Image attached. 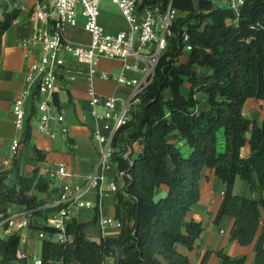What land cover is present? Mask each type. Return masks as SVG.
<instances>
[{"label": "trees", "instance_id": "obj_1", "mask_svg": "<svg viewBox=\"0 0 264 264\" xmlns=\"http://www.w3.org/2000/svg\"><path fill=\"white\" fill-rule=\"evenodd\" d=\"M169 3L180 16L171 25L172 35L166 38L152 79L138 94L135 106L141 113L132 108L130 120L119 130H127V139L139 141L142 151L131 162L115 156L118 171L129 174L122 176L123 184L114 192L118 233L94 240L85 232L86 223L70 216L62 242L42 241L41 264H104L109 257L114 264H193L178 245L192 250L202 232V222L186 214L200 198L206 167L225 185L214 222L224 215L233 217L230 239L241 245L255 237L264 207V116L258 123L242 108L248 98L264 100V0H245L239 15L211 0H141V5L161 11ZM18 14L13 8L0 18V53L2 36ZM184 33L191 48L182 61ZM31 115L24 142L30 139ZM245 145L248 154L242 156ZM35 152L41 160V151ZM5 178L0 170V219L12 206L46 217L69 205L46 206V199L35 195L52 190L37 168L30 176L17 173L18 185H6ZM236 178L252 191L259 184L261 198L235 194ZM161 184L168 187L167 193L154 199ZM29 226L59 231L47 224ZM19 242L18 232L0 237V264L23 261L17 257ZM216 253L220 264H246L245 257L233 258L223 249ZM252 264H264V233Z\"/></svg>", "mask_w": 264, "mask_h": 264}, {"label": "crops", "instance_id": "obj_2", "mask_svg": "<svg viewBox=\"0 0 264 264\" xmlns=\"http://www.w3.org/2000/svg\"><path fill=\"white\" fill-rule=\"evenodd\" d=\"M33 2L34 0H0V18L8 11L10 5L12 9L19 10L17 18L2 36L0 53V170L6 172L4 183L8 186L18 185L17 173L21 176H30L35 168L38 174L45 177L49 169L63 164L66 176L61 181L51 183L50 192H35V195L46 199V206H54L52 204L58 201L62 194L61 184L79 185L82 187L79 199L63 209L65 211L63 216L67 219L72 216L86 223L85 232L94 240H99L103 236H114L118 233V224L115 219L114 192L108 188V182L114 180L119 183V178L122 176L118 174L117 164L104 173L105 178L99 188L86 186L87 180L98 167V143L92 136V130L98 129L102 134H107L113 121L103 117L106 109L101 103L90 104L87 91L91 87L101 97L118 99L117 109L120 108L122 103L129 99L132 90L131 87L115 81L121 73L123 61L102 57L96 63L94 73L90 74V65L78 64L71 55L67 54L63 74L66 89L64 93L58 95V98L59 107L64 111L68 133L53 140L39 133L30 121V139L24 142V131L28 120L23 128L19 129L15 126L11 102L24 87L25 74L35 59L36 49L29 42L24 43L38 26L30 16ZM99 23L109 31L127 28L119 10L113 14H100ZM64 35L68 40L78 43H87L89 40L84 25H68L64 28ZM125 61L129 64L135 62L132 57H128ZM124 74L127 78L143 77L140 70L129 69ZM132 108L141 113V108L138 106ZM242 112L260 123L264 116V100L248 98ZM127 132L121 130L115 134L113 141L115 155L117 153L132 161L142 151V145L139 141H129ZM13 145H15L14 149ZM35 148L43 154L41 160L36 158ZM220 150H223L222 139ZM241 154L242 156L248 154V145L241 149ZM224 189V183L214 174L213 169L206 167L202 170L200 198L186 214L187 218L202 222V232L192 250L189 251L178 245V250L185 253L193 264H201L204 258L203 264H220V258L216 253L220 249L233 258L245 257L246 264H252L254 261L257 242L264 233V207H260L261 221L253 241L248 245H241L236 240L230 239L233 217L224 215L218 223L214 222ZM167 190L168 187L161 184L155 189L154 199L164 197ZM233 192L256 200L262 196L259 184L252 191L248 183L239 178L235 179ZM80 202L82 205L79 204ZM11 214L15 215L17 224L23 220L28 221L27 226L14 232L20 235L17 257L23 261L18 263L31 264L34 258H41L43 240H57L56 233L52 232L43 231V236L40 237L38 234L41 230L29 224L33 222L50 225L48 220L63 216L59 212H50L46 217L33 216L23 206H12L8 210V215ZM101 219H108L109 224L102 225ZM3 220L0 219V237L6 238L10 234L4 232V227L1 225ZM105 264H114L113 258L109 257Z\"/></svg>", "mask_w": 264, "mask_h": 264}, {"label": "built area", "instance_id": "obj_3", "mask_svg": "<svg viewBox=\"0 0 264 264\" xmlns=\"http://www.w3.org/2000/svg\"><path fill=\"white\" fill-rule=\"evenodd\" d=\"M116 4L120 15L127 24V28L109 31L99 23L100 0H34L31 10V19L38 26L28 41L35 49V59L29 66L24 77V87L13 98L11 112L17 128H23L31 113L30 121L34 128L50 139H57L68 133L64 111L59 107L58 95L65 92L66 85L63 80L66 55H71L78 64L90 65V74L94 73L96 63L100 58L118 59L123 61L121 73L115 78L118 84L131 87V95L117 109L118 99L114 97H101L91 87L87 94L90 104L101 103L106 109L103 117L113 121L109 132L102 134L98 129L92 130V136L97 141L98 167L86 182L87 187H100L105 178V172L117 164L115 159L114 136L128 123L132 107L139 102L138 94L152 79L154 68L161 51L166 46V38L172 35L171 25L180 16L170 3L164 11L157 6L141 5V0H111ZM219 2L221 8H227L239 15V8L245 0H211ZM85 18L84 30L89 36L87 43H78L68 40L64 35L66 26L76 25V8ZM237 23L235 22V25ZM183 51H189L191 46L187 43L184 33ZM128 57L134 63L125 61ZM140 70L141 79L127 78V70ZM57 96V97H56ZM56 98L58 102L56 103ZM33 109V110H32ZM15 148V145L12 146ZM131 162V161H129ZM63 164L49 169L45 178L51 183L61 181L66 176ZM119 176H127L125 171H118ZM108 188L116 191L114 180L108 182ZM61 196L52 205L68 203L69 205L79 199L82 187L63 183L60 185ZM82 205V203H79ZM62 216L65 211L59 212ZM68 219L59 217L48 220L56 232V240H64L63 230ZM54 221V223L52 222ZM102 225L109 224L108 219H101ZM6 234L28 225L27 220L19 224L15 222V215H8L1 224ZM43 236V231L38 234ZM41 258L36 257L31 264H41ZM12 264H19L18 261ZM105 264V263H104Z\"/></svg>", "mask_w": 264, "mask_h": 264}, {"label": "rangeland", "instance_id": "obj_4", "mask_svg": "<svg viewBox=\"0 0 264 264\" xmlns=\"http://www.w3.org/2000/svg\"><path fill=\"white\" fill-rule=\"evenodd\" d=\"M214 5L220 7L219 6L220 5L219 2H214ZM11 9H12V7L10 5L9 8H8V11H11ZM99 10H100V14H102V13L113 14V13L118 12V8H117L116 4H114L111 0H100V2H99ZM75 20H76L77 26H83L84 23H85V18L81 17V15L79 14V6H77V8H76ZM187 53H188L187 51H183V53H182V55L180 56L179 59L182 60V61L186 60ZM186 89H187V87L185 86L183 88V91L186 92ZM198 98L202 99L203 97L201 95H199ZM202 107H205V106L202 105ZM115 184H116L117 188L120 187L123 184L122 177L119 178V183L115 182Z\"/></svg>", "mask_w": 264, "mask_h": 264}, {"label": "bare ground", "instance_id": "obj_5", "mask_svg": "<svg viewBox=\"0 0 264 264\" xmlns=\"http://www.w3.org/2000/svg\"><path fill=\"white\" fill-rule=\"evenodd\" d=\"M54 223V221H52Z\"/></svg>", "mask_w": 264, "mask_h": 264}]
</instances>
